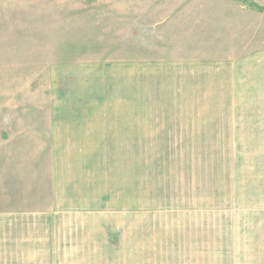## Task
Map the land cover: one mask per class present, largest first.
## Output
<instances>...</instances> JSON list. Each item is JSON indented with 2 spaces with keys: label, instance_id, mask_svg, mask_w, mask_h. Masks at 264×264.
Masks as SVG:
<instances>
[{
  "label": "rangeland",
  "instance_id": "374dc122",
  "mask_svg": "<svg viewBox=\"0 0 264 264\" xmlns=\"http://www.w3.org/2000/svg\"><path fill=\"white\" fill-rule=\"evenodd\" d=\"M263 51L264 0H0L1 264H264Z\"/></svg>",
  "mask_w": 264,
  "mask_h": 264
},
{
  "label": "crops",
  "instance_id": "0c3cea01",
  "mask_svg": "<svg viewBox=\"0 0 264 264\" xmlns=\"http://www.w3.org/2000/svg\"><path fill=\"white\" fill-rule=\"evenodd\" d=\"M261 53H262L260 56L261 58H257V62L259 63V65L257 64V67H255L257 69L253 70L254 66H253L252 62H255V59H253V57H251V59L249 60V63L251 66L250 71L252 72V74L256 75V73H255V71H256L257 73H259L260 77L262 79H264V51ZM232 65H234V66L237 65L239 71H241L240 68H242V66L244 64H242L241 62L238 63V61H235V62H233ZM257 78L260 79L258 76H257ZM262 82H264V80H262ZM256 96H259V95H256ZM231 113H233V114H249V115L254 114V115L262 116V115H264V107H249V108H238L237 107L236 110H231ZM258 120H261V118L255 119L254 116H252L250 120L246 119L244 121L252 124V122H255ZM263 120H264V116H263V119L261 121H263ZM261 121H259L258 123H260ZM253 128L264 129V122L260 123L258 125H253ZM2 215L3 214L0 213V246H1V237H2V220H3ZM10 215H11L12 220H13V216H16V217L17 216H19V217L24 216V215H19V214H17V215L10 214ZM8 219H10V218H8ZM1 259H2V257H1V252H0V264H1Z\"/></svg>",
  "mask_w": 264,
  "mask_h": 264
}]
</instances>
